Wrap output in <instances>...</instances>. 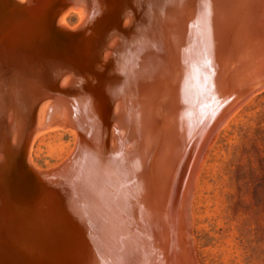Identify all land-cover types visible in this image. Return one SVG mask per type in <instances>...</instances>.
Here are the masks:
<instances>
[{
	"label": "water",
	"instance_id": "obj_1",
	"mask_svg": "<svg viewBox=\"0 0 264 264\" xmlns=\"http://www.w3.org/2000/svg\"><path fill=\"white\" fill-rule=\"evenodd\" d=\"M263 91L264 0H0V264H199L198 176Z\"/></svg>",
	"mask_w": 264,
	"mask_h": 264
},
{
	"label": "rangeland",
	"instance_id": "obj_2",
	"mask_svg": "<svg viewBox=\"0 0 264 264\" xmlns=\"http://www.w3.org/2000/svg\"><path fill=\"white\" fill-rule=\"evenodd\" d=\"M79 15L68 17L75 27ZM74 129L37 138L35 167L59 166L76 144ZM193 197L199 264H264V91L220 129L197 179Z\"/></svg>",
	"mask_w": 264,
	"mask_h": 264
},
{
	"label": "bare ground",
	"instance_id": "obj_3",
	"mask_svg": "<svg viewBox=\"0 0 264 264\" xmlns=\"http://www.w3.org/2000/svg\"><path fill=\"white\" fill-rule=\"evenodd\" d=\"M73 13H77L78 15H79V17H80V12H78V11H70L69 13H67V15H66V17H65V22H66V24L68 25V22H67V20H68V17L71 15V14H73ZM70 26V25H69ZM55 130H57V129H55ZM76 131V130H75ZM75 135H76V141H77V132H75ZM36 140H37V138H36ZM35 140V141H36ZM35 143V142H34ZM33 146H34V144H33ZM32 150H33V147H32ZM74 151V149L72 150V152ZM71 152V153H72ZM70 153V154H71ZM31 165L33 166V168L35 169V170H38V171H43V169L42 168H39V167H35V164H34V162H33V158L31 157ZM199 177V176H198ZM198 181V180H197ZM194 209V208H193ZM194 215V214H193ZM194 225V224H193ZM192 231H193V229H192ZM193 234V233H192ZM199 261V260H198Z\"/></svg>",
	"mask_w": 264,
	"mask_h": 264
}]
</instances>
